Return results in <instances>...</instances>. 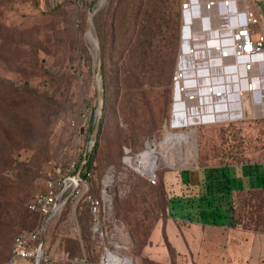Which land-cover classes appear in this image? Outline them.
I'll list each match as a JSON object with an SVG mask.
<instances>
[{
    "label": "rangeland",
    "instance_id": "1",
    "mask_svg": "<svg viewBox=\"0 0 264 264\" xmlns=\"http://www.w3.org/2000/svg\"><path fill=\"white\" fill-rule=\"evenodd\" d=\"M3 1L0 264H10L20 233L44 226L33 241L35 247L42 244V264H81L82 258L95 263L107 240L94 230L99 221L122 243L119 251L130 264H164L153 260L147 247L152 245L153 253L161 249L151 239L167 216L163 172L264 163V110L249 97L242 118L174 128L173 76L182 44L183 0H107L92 26L102 52V130L91 152V176L77 187H65L69 165L80 164L89 149L97 117V53L86 26L99 0H14L5 8ZM150 13L153 34L145 40L143 25ZM146 150L157 156L156 182L136 160ZM108 174L113 176L109 184ZM50 181L64 190L63 206L46 225L28 203ZM88 195L100 202L96 212ZM237 214L232 234L240 236V252L262 250L264 190L241 193ZM240 261L264 264V255ZM15 264H37L36 254Z\"/></svg>",
    "mask_w": 264,
    "mask_h": 264
},
{
    "label": "built area",
    "instance_id": "2",
    "mask_svg": "<svg viewBox=\"0 0 264 264\" xmlns=\"http://www.w3.org/2000/svg\"><path fill=\"white\" fill-rule=\"evenodd\" d=\"M250 0H183L182 44L173 76L172 118L174 128L239 119L244 116L245 100L253 99L261 108L264 101V19L249 8ZM187 26V27H186ZM187 28V33H186ZM256 33V36L253 35ZM257 99V100H256ZM76 162L68 168L65 187H77ZM88 178L91 176L87 171ZM156 182V175L150 176ZM64 190L55 181L36 191L29 203L32 211L51 220L61 211ZM96 212L100 202L87 196ZM99 221L95 232L104 239L103 253L92 264H123L111 257L122 243L109 236ZM42 229L20 233L14 240L10 264L20 258L39 255L33 241ZM35 247V248H34ZM81 264H91L87 258Z\"/></svg>",
    "mask_w": 264,
    "mask_h": 264
},
{
    "label": "crops",
    "instance_id": "3",
    "mask_svg": "<svg viewBox=\"0 0 264 264\" xmlns=\"http://www.w3.org/2000/svg\"><path fill=\"white\" fill-rule=\"evenodd\" d=\"M250 3L255 13L264 19V0H250ZM199 174L204 176L201 172ZM220 174L225 191L229 192L225 194V200L229 199L234 209L226 224L187 221L181 218L179 202L176 201L173 209L175 217L167 218L153 230V246L161 247L153 253L152 245L147 246L153 260L166 264H241L240 259L243 256L250 257L256 253V257H259L261 252L264 255V247L262 250L258 247V250L247 251V254L241 253L240 236L232 234L238 226L239 195L248 191L264 190V163L230 165ZM220 195L216 204L220 208H227L228 204ZM183 213L187 214L188 211Z\"/></svg>",
    "mask_w": 264,
    "mask_h": 264
},
{
    "label": "trees",
    "instance_id": "4",
    "mask_svg": "<svg viewBox=\"0 0 264 264\" xmlns=\"http://www.w3.org/2000/svg\"><path fill=\"white\" fill-rule=\"evenodd\" d=\"M13 1L14 0H4L2 5H4L5 8ZM180 10L182 11L181 6ZM155 11L156 8L153 9V13ZM152 15L153 14L150 13L147 16V21H145V24L143 25V28L148 31L143 36V39L145 40H148V38L153 34L152 24L149 25L150 18L153 19ZM101 130L102 122L100 126L99 135L101 133ZM97 145L98 140L95 147ZM91 162L92 154L90 155L89 161L85 166L83 172V179H88L87 171L90 168ZM227 166L230 165L204 166L185 170L171 169L164 171L162 174V180L164 183V190L167 195V216L165 217L164 221L169 217H175L173 209L175 208L176 205L174 204H176L177 201L179 202V208L181 210V218H184L187 221L205 223L209 222L212 224H226L227 218L231 217L232 213L234 212V209L229 199H227L228 201L225 200V194L229 192L225 191V185H223V179L220 174L222 170ZM78 167L79 162L76 165V171ZM200 172L203 173L204 176H201L202 174H199ZM219 195L222 196V200H225L228 204L227 208H220L218 207V204H216V200L218 199ZM203 207H205V209H203ZM29 210L33 213L38 214L37 212L32 211L30 207ZM185 211H188V213L184 214L183 212ZM11 255L12 250L10 253V257ZM171 264L175 263L172 262Z\"/></svg>",
    "mask_w": 264,
    "mask_h": 264
},
{
    "label": "water",
    "instance_id": "5",
    "mask_svg": "<svg viewBox=\"0 0 264 264\" xmlns=\"http://www.w3.org/2000/svg\"><path fill=\"white\" fill-rule=\"evenodd\" d=\"M107 0H99L96 4L95 8L89 11V16L87 20V26H86V32L87 34L95 41V45L97 48V68H96V78L98 83V91H97V98H98V111H97V117L94 123L92 136H91V143L89 146L88 151L85 153L81 163L79 164V167L74 175V178L78 180L79 182L83 181V172L85 169L86 164L89 161L91 152L93 151L100 132V126L102 122V114H103V107H104V88H103V81H102V52H101V46L99 43L98 38L92 33L91 26H93V16L95 13L100 10L106 3ZM246 107H250L249 104V98L246 99ZM60 206H63V202H60ZM51 221V218H49L46 222V225ZM45 229V226L42 229ZM43 261V249L42 244L39 246V255L38 259L36 261L37 264H42Z\"/></svg>",
    "mask_w": 264,
    "mask_h": 264
},
{
    "label": "bare ground",
    "instance_id": "6",
    "mask_svg": "<svg viewBox=\"0 0 264 264\" xmlns=\"http://www.w3.org/2000/svg\"><path fill=\"white\" fill-rule=\"evenodd\" d=\"M186 30H187V28H186ZM91 31L93 33L92 26H91ZM89 38L95 44V41L90 36H89ZM95 48H96V45H95ZM96 53H97V48H96ZM261 107L264 110V101H263ZM176 120H177V118H176ZM136 160H138V162L141 164L139 166L141 167V170L144 173H146L148 176L156 175L155 170L157 169V156L152 151L146 150V151L141 152L140 154L137 155ZM112 181H113V176L111 174H108L106 177L107 184L111 183ZM111 257L116 259L117 262H119L120 260H123L124 261L123 264H130L131 263L129 256L126 255L125 253L117 252V253H115V255H112Z\"/></svg>",
    "mask_w": 264,
    "mask_h": 264
}]
</instances>
